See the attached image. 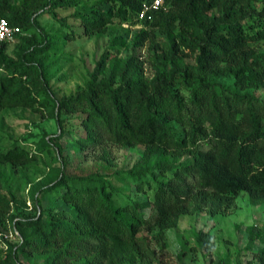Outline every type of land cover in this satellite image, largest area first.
<instances>
[{
    "label": "trees",
    "instance_id": "1",
    "mask_svg": "<svg viewBox=\"0 0 264 264\" xmlns=\"http://www.w3.org/2000/svg\"><path fill=\"white\" fill-rule=\"evenodd\" d=\"M144 1L0 0V17L29 34L16 35L24 46L17 62L3 56L12 42L0 41V112H47L61 131L34 143L35 151L0 148V191L12 195L13 181H23L37 210L10 217L13 200L0 197V225L15 219L22 238L0 264H149L151 241L163 248L166 232L191 207L224 214L241 193L264 205V99L253 93L264 91V51L257 47L264 42V0H165L166 11L138 20ZM58 8H73L87 34L104 32L114 19L141 26L128 44L122 35L111 37L84 88L60 99L44 63L57 41L37 23L51 13L68 30L62 39H73ZM117 46L132 53L118 57L111 50ZM141 50L154 69L151 78L143 76ZM61 114H78L83 134L74 141L81 150L140 146L142 156L130 170L69 175L55 143L66 135ZM50 142L61 165L34 182L31 169L39 153H51ZM36 194L55 195L68 209L43 208ZM245 231L262 246L250 251L247 264H264V223ZM195 235L199 249L214 248L212 237Z\"/></svg>",
    "mask_w": 264,
    "mask_h": 264
},
{
    "label": "rangeland",
    "instance_id": "2",
    "mask_svg": "<svg viewBox=\"0 0 264 264\" xmlns=\"http://www.w3.org/2000/svg\"><path fill=\"white\" fill-rule=\"evenodd\" d=\"M55 11L59 17L66 18L71 31L75 33L73 39L63 40L62 37L68 30L62 28L51 13H45L37 19L39 27L50 33L57 41L54 50L45 56L44 63L49 66L47 70L50 75L49 87L54 91L55 97L60 99L84 88L96 61L105 50L110 49L111 37L122 35L128 44L132 35L141 26L129 25L114 19L106 26L104 32L87 34L79 21L72 18L73 8H58ZM19 34L29 35L28 32L22 31ZM257 47L259 51H264V42L257 44ZM23 48L22 43L15 39L5 48L3 56L7 61L17 62ZM111 50L115 51L118 57L132 53L131 48L125 46H117ZM136 54L145 61L143 76L151 78L154 69L147 60L145 50ZM188 60L190 61V58ZM1 73L4 74L3 71ZM221 83L223 87L232 85L231 82ZM253 93L264 99V91L259 90ZM77 115L61 114L59 116L66 135L55 141L61 147L69 175L84 177L97 172L103 175L114 174L134 167L143 154V148L140 146L121 147L105 144L103 147L81 150L74 141L75 137L83 134L76 119ZM172 126L175 131L180 130L176 124ZM60 133L59 123L49 117L47 112L39 114L23 108H12L0 112V148L2 150L12 145H20L29 151H35L34 143L41 138L50 141L58 137ZM51 148V153H39V164L34 165L30 172L34 182L39 181L51 168L61 165L59 150L52 144ZM41 196L36 194L43 208L68 209L55 195ZM0 197L13 200L10 217L23 219L37 213L31 200L29 186H26L23 181H13L12 195L7 191H0ZM143 198L144 196L141 195L140 199ZM15 222V219L9 218L5 226L0 225V260L5 258L10 246L20 244L22 241ZM263 223L264 205L252 204L248 193H241L224 214L210 215L207 208L196 211L191 207L189 212L180 218L177 227L166 232L163 248L151 241L150 246L155 257L149 264H207L210 260L217 261L218 258H224L227 264H247L252 255L250 251H255L262 246L258 241L250 243L245 228L260 227ZM198 232H203L214 239L215 246L210 252L196 246L195 234Z\"/></svg>",
    "mask_w": 264,
    "mask_h": 264
},
{
    "label": "built area",
    "instance_id": "3",
    "mask_svg": "<svg viewBox=\"0 0 264 264\" xmlns=\"http://www.w3.org/2000/svg\"><path fill=\"white\" fill-rule=\"evenodd\" d=\"M161 10L166 11L165 0H146L140 6L138 20L151 19L154 13ZM19 32L18 27L9 26L7 21L0 17V41L13 42Z\"/></svg>",
    "mask_w": 264,
    "mask_h": 264
}]
</instances>
